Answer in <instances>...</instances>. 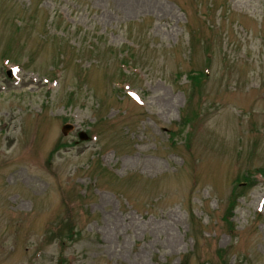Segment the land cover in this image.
Returning <instances> with one entry per match:
<instances>
[{
	"label": "rangeland",
	"instance_id": "obj_1",
	"mask_svg": "<svg viewBox=\"0 0 264 264\" xmlns=\"http://www.w3.org/2000/svg\"><path fill=\"white\" fill-rule=\"evenodd\" d=\"M261 166L264 0H0V264H264Z\"/></svg>",
	"mask_w": 264,
	"mask_h": 264
},
{
	"label": "water",
	"instance_id": "obj_2",
	"mask_svg": "<svg viewBox=\"0 0 264 264\" xmlns=\"http://www.w3.org/2000/svg\"><path fill=\"white\" fill-rule=\"evenodd\" d=\"M71 127H72L71 124H65V125L63 126V131H64V132H67ZM81 136H82L83 138H86V135H85V134H81Z\"/></svg>",
	"mask_w": 264,
	"mask_h": 264
},
{
	"label": "trees",
	"instance_id": "obj_3",
	"mask_svg": "<svg viewBox=\"0 0 264 264\" xmlns=\"http://www.w3.org/2000/svg\"><path fill=\"white\" fill-rule=\"evenodd\" d=\"M193 77H197V76H193Z\"/></svg>",
	"mask_w": 264,
	"mask_h": 264
}]
</instances>
